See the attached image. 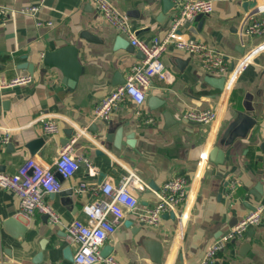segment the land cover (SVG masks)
<instances>
[{
    "label": "crops",
    "instance_id": "1",
    "mask_svg": "<svg viewBox=\"0 0 264 264\" xmlns=\"http://www.w3.org/2000/svg\"><path fill=\"white\" fill-rule=\"evenodd\" d=\"M109 1L128 18L138 39L167 36L175 13L168 0ZM244 1L213 0L212 14L183 25L178 34L204 42L222 54L231 69L246 52L264 42V36L244 34L245 16L250 12ZM258 1V7L264 8V0ZM33 6L38 7L35 15L20 13ZM3 9L0 81L9 83L29 76L32 82L0 92V129L11 133L9 143L0 145V172L15 174L32 157L44 166L52 165L66 146L70 129L74 130L69 142L74 140L75 153L86 158L91 167L82 162L73 177L62 180L61 193L45 197L60 215L62 224L58 225L39 213L30 219L18 215L17 196L0 189V264H35L39 253H43L39 264H69L63 251L68 246L74 251L75 246L66 242L65 226L76 219L85 222L82 209L96 200L91 192H78L80 185H118L129 174L147 185L144 191L134 190L141 208L157 203L158 190L177 175L188 180V197L170 212L175 219L164 214L157 226L144 225L135 213H127L104 245L112 248L110 255L118 261L200 264L210 244L257 208L263 214L260 224L228 244L214 264H264V50L237 75L231 88H227L226 79L224 89L219 90L216 85L222 76L207 74L196 56L169 45L162 56L168 79L153 78L144 104L123 103L109 119L113 124L106 126L104 120L94 118V108L125 83L142 61V52L131 44V50L116 46L118 38L128 42L129 38L101 18L92 0H0ZM83 32L98 41L84 39ZM69 46L78 50L76 81H70L58 68L46 70L43 64L46 52ZM6 101L10 103L4 111L2 102ZM208 109L218 113L209 125L184 118L189 111ZM165 112L170 114L168 120ZM238 112L248 114L256 125L246 137L226 141ZM41 116L56 117L59 132L46 134ZM148 119L153 122L147 123ZM38 139L44 144L32 153L29 145ZM215 147L224 152L222 163L210 159ZM12 217L26 228L21 237L19 231L4 228V222ZM153 245L163 252L160 262L153 258Z\"/></svg>",
    "mask_w": 264,
    "mask_h": 264
},
{
    "label": "built area",
    "instance_id": "2",
    "mask_svg": "<svg viewBox=\"0 0 264 264\" xmlns=\"http://www.w3.org/2000/svg\"><path fill=\"white\" fill-rule=\"evenodd\" d=\"M242 1V0H240ZM175 13L171 28L164 39L153 38L150 41L138 39L130 30L128 18L119 13L109 0H92L93 6L101 18L117 32L125 34L130 44L143 54L142 61L133 67L124 84L117 86L103 98L94 108L96 120H109L123 103L141 106L146 101V91L152 85L153 78L168 79V72L162 56L169 45L178 50L196 56L204 71L211 76L226 77L227 88L253 59L264 50V42L252 48L242 56L230 69L226 58L202 41L180 36V28L194 22L199 16L212 14L213 0H173ZM245 16L244 34L250 38L264 36V8L255 7ZM5 10H0L2 15ZM38 7L21 10L24 15H35ZM52 25L51 22H47ZM42 25V24H39ZM31 77L13 80L9 83L0 81V92L18 84H29ZM216 110L189 111L184 118L199 125H209L217 119ZM40 123L48 135L57 134L60 130L58 120L54 116H41ZM148 119L147 123H152ZM10 130L0 129V145L10 141ZM74 140L63 147L50 166H44L34 157L27 159L15 174L0 172V189L13 192L19 200L18 215L28 219L36 213L48 216L52 225L62 224L60 215L46 201L45 197L63 191V180L73 177L82 162L88 164L86 158L77 155L73 148ZM89 165V164H88ZM90 166V165H89ZM91 167V166H90ZM135 175L123 176L118 185L105 182L96 187L82 183L78 192H91L96 200L84 205L82 215L86 221L76 219L65 226V238L69 245H74L73 262L69 264H123L114 256H102V249L108 238L115 233L118 225L127 213H135L139 222L147 226H157L164 214L175 212L188 197V180L183 176H174L167 180L157 192L158 201L152 207L141 208L139 197L134 190L144 191L146 188ZM263 217L259 209L252 212L237 226L210 244L200 264H214L217 255L231 242L240 240L250 227L260 224ZM1 242V235H0ZM54 264H63L56 262Z\"/></svg>",
    "mask_w": 264,
    "mask_h": 264
},
{
    "label": "water",
    "instance_id": "3",
    "mask_svg": "<svg viewBox=\"0 0 264 264\" xmlns=\"http://www.w3.org/2000/svg\"><path fill=\"white\" fill-rule=\"evenodd\" d=\"M171 5L174 6V3H172L170 0H168ZM166 2V0H165ZM258 0H246L244 1V8L246 9V11L255 9V7L258 6ZM168 6V5H167ZM168 9H166L165 7V12ZM264 16V13L262 14ZM202 16H199L197 19L201 18ZM82 37L88 41L91 42H97L98 40H96L97 38L92 36L91 34H89L88 32H83ZM116 46L119 48H127L129 47V50L133 49L132 46L130 45V43L128 42V40L124 39V38H118L116 40ZM144 56L142 55V58ZM43 64L46 70L50 69V68H58L59 70H61L63 73H65V75L69 78L70 81H76L77 79V73H78V50L74 47V46H69V47H65L56 51H52V52H46V54L44 55L43 58ZM234 67V64L232 65V69ZM211 80H216L214 78H209ZM226 78L222 77L219 79V85H216V88H218L219 90H223L224 89V84H225ZM69 85H71V82H69ZM10 101H6V102H2V109L4 111L8 110V106H9ZM154 104H159V102L155 101ZM162 106V105H160ZM159 106V107H160ZM159 107H155L159 108ZM164 116L166 117V120H168L170 118V114L168 112L164 113ZM104 124L106 126L112 125L113 122L112 120H104L103 121ZM256 125V121L250 117L248 114L244 113V112H238L237 113V118L236 120L231 124L230 128L227 131V137H226V141H233L236 138H244L247 136L248 132L250 131V129ZM113 132V130H109V133L111 134ZM120 132L121 130L118 131V140L117 143L119 142V138H120ZM74 133L73 129H70L68 134V138L64 140L65 144L69 143V140L72 137V134ZM44 144V140L43 139H38L34 142H32L29 147L32 149V153H36L38 151V149ZM118 147V144H117ZM264 148V147H263ZM217 157V158H216ZM210 159L216 161L217 163H222L224 160V152L222 149H220L219 147H215L211 152H210ZM57 177L62 181V177L57 174ZM259 190V189H258ZM257 208H252V212H256ZM168 217H171L173 219H175V215L174 213H170L167 214ZM45 218L48 219V216L45 215ZM4 228L6 229V231L8 230H17L19 231V236L21 237L22 233L25 231V226L20 224L16 218H9L8 220H6L4 222ZM249 230L254 231L253 227H250ZM250 236H253V234H250ZM15 238H19L17 236H14ZM250 247V244H247ZM154 250H153V258L155 259V261L160 262L161 260H159V257L161 256V254L163 253L160 246L158 245H153ZM46 245H42V249L45 250ZM64 253V258L72 263L73 262V255H74V251L72 250L71 246H68L64 249L63 251ZM112 253V248H108V247H104L102 250V256L103 257H107ZM162 257V256H161ZM43 258V253H39L38 256L35 258L34 263L35 264H39L42 261Z\"/></svg>",
    "mask_w": 264,
    "mask_h": 264
}]
</instances>
